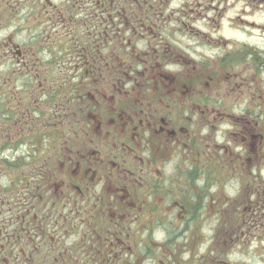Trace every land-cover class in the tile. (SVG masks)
Returning a JSON list of instances; mask_svg holds the SVG:
<instances>
[{"label":"flooded vegetation","instance_id":"flooded-vegetation-1","mask_svg":"<svg viewBox=\"0 0 264 264\" xmlns=\"http://www.w3.org/2000/svg\"><path fill=\"white\" fill-rule=\"evenodd\" d=\"M223 23L246 34L264 0H0V264H242L264 58Z\"/></svg>","mask_w":264,"mask_h":264},{"label":"rangeland","instance_id":"rangeland-1","mask_svg":"<svg viewBox=\"0 0 264 264\" xmlns=\"http://www.w3.org/2000/svg\"><path fill=\"white\" fill-rule=\"evenodd\" d=\"M52 2H58L60 0H51ZM212 26V25H211ZM239 28H244L246 30V34H242V30L238 29L236 25H233L232 28H230V25L227 23L221 24V29L219 30L218 34H213L212 37L220 36L225 40L228 44L226 46V49L229 51H257V56H261V58H264V23H258L256 28H250L248 25L240 24L238 25ZM9 30L8 32H10ZM15 31L12 32L14 34ZM5 32L3 30H0V39L5 37ZM15 40L18 43H22L26 40H28V35L24 33L17 34L15 36ZM206 41V40H205ZM180 43V46H184L185 41L184 40H178ZM208 46V45H207ZM211 46H213L211 44ZM219 46H222L221 44H216L215 49H208L206 47V51H221ZM223 47V46H222ZM260 71V69H259ZM262 77V79H261ZM264 82V71L262 73H259V84H262ZM55 94H57L58 89H52ZM67 95H69V92L67 89L64 91ZM245 98H242V100ZM241 100L242 104L243 101ZM258 106V104H257ZM255 105L253 108V111L255 112L257 110V119L261 123V125H264V115H261L260 107L257 108ZM262 111L264 113V104L261 105ZM225 127V131H226ZM256 165V164H254ZM241 170V177L236 179L237 183L238 181H242L244 184L245 182L253 181V182H260V178L264 180V165L262 166H251L250 168H245L244 166L240 168ZM248 171V173H247ZM257 178V180L255 179ZM254 179V180H253ZM236 183L233 179H226V192L232 193L233 188L235 187ZM259 185H262L261 183ZM252 201H255V196H252ZM249 217V216H248ZM259 216H257L258 218ZM261 221L253 222V224H260L254 229L247 230L246 225H242V234L239 237V242L235 243L232 247L226 249V257L227 260L230 263H242L247 264L248 262H251L252 260H257L258 258L264 257V216L261 215L260 217ZM246 224H252L250 218H245ZM244 222V220H242ZM215 223L214 217H211V222L209 224V228H213V224ZM208 234V233H207ZM249 241V242H246ZM256 245L262 246V247H255ZM200 252H203L201 248H198ZM256 257V258H254ZM151 264V263H148Z\"/></svg>","mask_w":264,"mask_h":264}]
</instances>
